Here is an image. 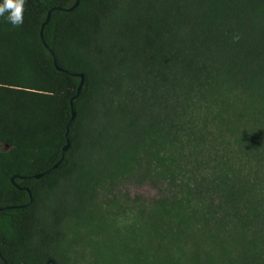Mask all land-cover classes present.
Returning a JSON list of instances; mask_svg holds the SVG:
<instances>
[{
  "label": "trees",
  "instance_id": "trees-1",
  "mask_svg": "<svg viewBox=\"0 0 264 264\" xmlns=\"http://www.w3.org/2000/svg\"><path fill=\"white\" fill-rule=\"evenodd\" d=\"M74 2L27 0L18 27L0 17V207L12 206L0 211V256L65 264V215L45 213L46 201L64 182L99 179L96 160L104 169L133 161L141 174V155L158 163L152 176L169 194L139 206L132 236L111 243L100 231L93 264H264L254 181L194 153L209 146L210 124L249 141L242 117L253 113L264 132V0H78L71 12L51 10L41 39L47 12ZM72 73L84 81L71 120ZM66 140L55 170L11 184L50 169Z\"/></svg>",
  "mask_w": 264,
  "mask_h": 264
},
{
  "label": "rangeland",
  "instance_id": "rangeland-1",
  "mask_svg": "<svg viewBox=\"0 0 264 264\" xmlns=\"http://www.w3.org/2000/svg\"><path fill=\"white\" fill-rule=\"evenodd\" d=\"M240 102L241 100L238 103L240 104ZM218 108L216 105L213 110L220 111ZM233 110L237 111L238 108L234 105ZM242 118H244L245 125L251 127L252 139L249 138V141L242 139L237 143L232 129L229 131L224 122L219 124L218 129L210 124L209 132L212 135L209 146L207 145L203 151L199 149L194 153L198 161L202 157H204V161L211 157L210 161L213 162V166L220 161L229 162L238 170L239 180L247 186L252 187L251 182L254 181L255 189L252 188L255 190L257 205L264 212V160L261 158L264 152V132L262 135L257 133L261 126L256 125L253 121V113L244 115ZM214 138L215 141L212 142ZM216 147L219 153L218 157L214 158L213 152ZM0 149L6 150V147ZM140 159L141 155L138 158L141 174L138 172L139 169H135L133 161L131 165L129 162L122 166L121 163H116L111 164L110 168L104 169L100 160H96L93 163L96 172L99 171L101 174H99V179L91 181L86 179L75 187V181L64 182L62 187H58L54 198L49 195L51 199L46 201L48 208L44 210L45 213L48 214L50 209H57L65 215L62 221L63 238L60 241V255L64 258L65 264H93L95 249L93 244L101 241V232L106 236L107 242L111 243L118 242L120 233L126 237L132 236L129 231L132 226H135V216L139 212V206L150 205L153 199L168 196V183L152 176L153 166L158 163L148 164L146 159ZM85 163L87 164V162ZM82 164L84 165V162ZM87 168L93 170L92 164ZM201 168L202 165L196 168V177L203 175ZM146 169H148L147 172H145ZM91 170L89 173H92ZM160 170L158 168L157 172ZM72 186L73 188H71ZM70 201H74L75 205L77 203L76 213L74 211L69 213ZM142 259L144 261L145 256ZM111 260L115 262L116 258L108 259V261Z\"/></svg>",
  "mask_w": 264,
  "mask_h": 264
},
{
  "label": "water",
  "instance_id": "water-1",
  "mask_svg": "<svg viewBox=\"0 0 264 264\" xmlns=\"http://www.w3.org/2000/svg\"><path fill=\"white\" fill-rule=\"evenodd\" d=\"M77 3H78V0H75V2H74V4L73 5H71V6H69V7H66V8H60V7H53V8H51L48 12H47V14H46V17H45V20H44V22L42 23V25H41V28H40V37H41V39H42V28L44 27V25L47 23V21H48V18H49V14H50V12H51V10H59V11H63V12H71L74 8H75V6L77 5ZM43 44V47H45V48H47V46H46V44L43 42L42 43ZM49 53H52L50 50H49ZM54 63V66H55V68H56V70L57 71H63L61 68H59L57 65H56V63H55V61L53 62ZM72 76H74V77H78L79 78V83H78V86H77V91H76V94H75V96L74 97H72V99L70 100V107H71V120L74 118V116H75V112H74V109H73V105H72V102H73V100L74 99H76L77 98V96H78V94H79V92H80V90H81V88H82V85H83V81H84V79H83V75L82 74H76V73H72L71 74ZM68 141L66 140V143H65V145L62 147V149H61V155H60V158H59V160L56 162V163H54L51 167H50V169H48V170H46V171H44V172H42V173H37V174H33V175H30V176H22V175H17V174H14V175H12L11 177H10V182H11V184L15 187V188H17V189H21L16 183H15V179H20V180H25V179H29V178H32V179H39V178H41L42 176H44V175H46L47 173H49L51 170H55L57 167H58V165L62 162V160H63V158H64V154H65V152H66V150H67V148H68ZM25 191L28 193V196L30 197V192H29V190L27 189V188H25ZM30 202H31V198H30ZM12 206H5V207H0V211L1 210H4V209H9V208H11ZM0 263L1 264H6V262H5V260L0 256ZM20 264H26V263H20ZM45 264H55L54 263V261L53 260H48Z\"/></svg>",
  "mask_w": 264,
  "mask_h": 264
},
{
  "label": "clouds",
  "instance_id": "clouds-1",
  "mask_svg": "<svg viewBox=\"0 0 264 264\" xmlns=\"http://www.w3.org/2000/svg\"><path fill=\"white\" fill-rule=\"evenodd\" d=\"M27 0H0V17L12 27H18L23 24L24 6ZM233 39H239L238 36Z\"/></svg>",
  "mask_w": 264,
  "mask_h": 264
}]
</instances>
